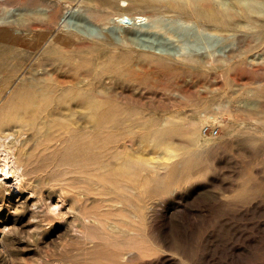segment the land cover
Segmentation results:
<instances>
[{"label": "rangeland", "instance_id": "obj_1", "mask_svg": "<svg viewBox=\"0 0 264 264\" xmlns=\"http://www.w3.org/2000/svg\"><path fill=\"white\" fill-rule=\"evenodd\" d=\"M92 2L75 11L78 46L59 22L74 2L0 0V111H20L61 63L66 89L110 94L95 122L85 105L38 103L22 114L28 142L20 130L0 145V264H264V5L226 0L220 26L180 30L187 49L224 55L218 71L149 66L101 42ZM118 31L110 23L104 32ZM181 84L193 95L205 84V96L188 101ZM74 136L82 148L92 140L89 161H76Z\"/></svg>", "mask_w": 264, "mask_h": 264}, {"label": "bare ground", "instance_id": "obj_2", "mask_svg": "<svg viewBox=\"0 0 264 264\" xmlns=\"http://www.w3.org/2000/svg\"><path fill=\"white\" fill-rule=\"evenodd\" d=\"M66 1L69 2L70 7H72L71 3L74 2L78 5V9L67 11L60 19L59 22H62L66 29L65 35H67V38H70V44L72 45L77 44L79 46L86 44V40L81 39L79 36V32L83 31V29L80 27L81 22L75 17V11H78L79 5L86 2V0ZM123 1L126 2L125 5L121 4V2ZM225 1L226 0H94V2L91 3L93 4L92 6L88 5L86 7L92 12L91 15H93L94 18L97 19V24L102 26L99 36L101 42L115 48L138 54L141 59L145 63H147L145 65L156 66L167 65L172 62H180L187 65H211L219 71V68L225 61L222 57L223 54L213 55L210 54V51L209 54H204V52L203 54H198L192 51V49H187L182 42V34H180V30L183 31L189 28H200L201 30H203L205 26L211 22L215 23L216 26H220L225 21V15H222L224 13L221 12L220 14V8L222 5H224L223 3ZM229 1H231V3L234 2L237 5H244V3L248 4L249 1L253 5H264V0ZM228 15L226 14V16ZM250 15L252 16V14ZM229 17L231 18V16ZM255 19H257V17H254V20ZM247 20L251 21L252 18L249 17L247 18ZM110 23H113L114 25H117L119 27L117 39H113L106 32H104L105 28ZM226 24L227 22L224 24V29H227L225 28ZM262 25L259 24V26ZM228 26H231V23ZM235 26L237 27V24ZM212 27L214 28V26ZM253 27L255 26L253 25ZM253 27L250 26V28ZM206 28H208V26ZM221 29L223 30V28ZM196 30H193L192 33ZM227 31H229V29ZM256 31L258 32L259 29ZM218 32L219 31H217V33ZM187 33L183 34L186 35ZM229 33L231 34V32ZM200 34H202V32ZM189 36L190 35H188L187 37ZM191 36H193V34H191ZM76 40H79L78 43H76ZM177 42H182L180 48L175 47L174 44ZM50 47L51 44H49L46 49L48 50L50 49ZM123 61L127 63V60H125L124 58H120L117 66L121 67L122 69L128 68L127 66H125V64H123ZM139 66L141 67L143 65L139 62ZM60 70H67L65 63L56 65L55 69L46 70V72H49V74L44 76L46 79L45 89H43V91L40 93H34V97H29L26 105L22 106L23 104H21L22 108L20 109V111L18 105L15 106V103H13L15 105L11 104L10 106L4 108L6 110H4L3 112L2 110L0 111V145L3 144V141L10 135H13L16 138L15 133L20 130L22 134L26 135L24 141L26 140L28 142L30 137L28 135V132L26 131L29 124H31V120H24L22 118V114L31 112L32 109H35L36 106L39 105L38 103H44L45 105L48 103H54L56 105H85L86 114L90 116L89 121L95 122V119L97 117V104L109 100L110 94L107 93L105 95V92H82L81 89H77L75 85L66 89L65 83L67 80L62 77V73L60 72ZM110 78L112 77L106 78V82L104 83L106 87H109L108 85H111ZM41 79L42 77L34 74L30 80L31 87L35 89L41 88ZM138 80H141L140 77H138ZM204 88L205 84H199V90L197 91V94L193 95V92H190L189 85H179V89L183 93L182 97L188 101L199 100L204 97ZM12 95H17V88L14 90ZM11 106H13L16 110L13 115L11 113L13 107L11 108ZM22 111H24V113H22ZM196 141L198 144H202L200 142V139H196ZM86 143L91 147L92 140L90 139ZM82 145L83 143L81 139L77 138V136L72 137L70 146L73 147V152L77 154L76 158L79 157L76 159V161L78 162L89 161V156L92 153L90 147L86 145V147L82 148ZM87 147L88 149H86ZM83 152L85 153V157H82ZM12 166L13 168H15L13 163ZM134 166L137 167L139 174H141L143 168L141 167L140 161H135ZM2 169L3 167L0 164V170ZM83 213L86 219H93V217L91 218L85 212ZM94 219L96 220V223H98L97 226H106L101 217L95 216ZM85 226L86 227H84V234L86 238L94 240V238L98 237L97 232L93 230L95 226L91 224H86Z\"/></svg>", "mask_w": 264, "mask_h": 264}, {"label": "built area", "instance_id": "obj_3", "mask_svg": "<svg viewBox=\"0 0 264 264\" xmlns=\"http://www.w3.org/2000/svg\"><path fill=\"white\" fill-rule=\"evenodd\" d=\"M205 134L208 132V127L204 128Z\"/></svg>", "mask_w": 264, "mask_h": 264}]
</instances>
